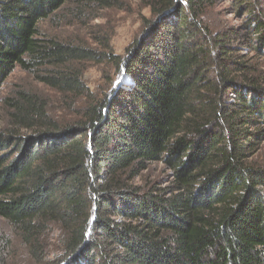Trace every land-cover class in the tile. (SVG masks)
<instances>
[{
  "label": "trees",
  "instance_id": "16d2710c",
  "mask_svg": "<svg viewBox=\"0 0 264 264\" xmlns=\"http://www.w3.org/2000/svg\"><path fill=\"white\" fill-rule=\"evenodd\" d=\"M69 1L0 0V89L20 68L76 116L62 124L27 91L5 100L0 217L37 259L55 227V264H264L260 0H231L245 20L217 33L205 13L230 0H144L151 18L125 56L42 39ZM104 61L127 82L102 99L81 65ZM157 163L169 186L136 185Z\"/></svg>",
  "mask_w": 264,
  "mask_h": 264
},
{
  "label": "rangeland",
  "instance_id": "374dc122",
  "mask_svg": "<svg viewBox=\"0 0 264 264\" xmlns=\"http://www.w3.org/2000/svg\"><path fill=\"white\" fill-rule=\"evenodd\" d=\"M264 7V0H260ZM230 1L220 3L205 13V20L215 33L231 27H239L245 18L240 17ZM263 9V8H261ZM151 18L150 9L144 0H70L57 16L41 23L42 39H57L74 45L87 46L100 53L125 56L126 49L144 31V21ZM84 80L97 98H104L111 90L123 86L127 81L108 61L81 65ZM17 91H27L44 97L50 103V115L62 124L75 119V113L61 103L59 94L38 82L35 76L20 68L9 77L0 89V130L7 127L9 119L5 100ZM256 164L264 168V139L254 157ZM171 173L163 164L149 167L135 184L144 187H168ZM40 238L44 247L43 258L37 259L21 235L13 226L0 217V239L7 242L6 264H55L61 260V235L54 228H48Z\"/></svg>",
  "mask_w": 264,
  "mask_h": 264
}]
</instances>
